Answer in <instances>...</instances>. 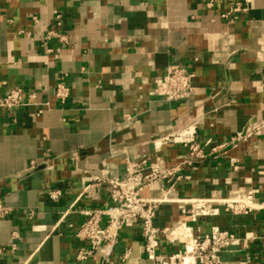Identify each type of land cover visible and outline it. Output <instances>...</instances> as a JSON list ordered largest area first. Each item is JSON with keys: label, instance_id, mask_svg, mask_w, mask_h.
Listing matches in <instances>:
<instances>
[{"label": "crops", "instance_id": "1", "mask_svg": "<svg viewBox=\"0 0 264 264\" xmlns=\"http://www.w3.org/2000/svg\"><path fill=\"white\" fill-rule=\"evenodd\" d=\"M225 9L205 0H0V97L24 90V105L0 107V200L14 209L0 218V264H104L102 250L77 258L81 211L112 204L108 181L127 161L176 166L189 133L221 143L255 127L225 154L206 147L208 158L182 167L173 186L159 180L141 196L164 199L159 252L184 251L189 236L219 228L235 236L219 253L224 264H264V209L233 213L216 202V214L192 216V200L264 203V0H248L233 23ZM50 30L57 35L44 43ZM177 62L188 63L194 88L169 103L153 91ZM58 83L71 89L64 103ZM48 189L61 191L58 201ZM127 251L119 264H152L139 224L120 231L114 259Z\"/></svg>", "mask_w": 264, "mask_h": 264}, {"label": "built area", "instance_id": "2", "mask_svg": "<svg viewBox=\"0 0 264 264\" xmlns=\"http://www.w3.org/2000/svg\"><path fill=\"white\" fill-rule=\"evenodd\" d=\"M218 3L226 5V9L221 13V18L228 22H235L238 17L248 10V0H205L208 8H214ZM61 16H57V26L61 25ZM57 32L50 30L44 37V43ZM52 52V49H47ZM194 74L186 62H177L168 65L165 74L155 82L153 93L169 103H177L188 99L193 93ZM71 89L65 83H58L56 96L62 103L70 97ZM24 105V90L22 88L10 89L7 94L0 97L1 108H13ZM233 135L230 139L221 143L208 139L201 143L195 133H189L190 143L188 152L182 161L176 166H161L159 162H150L149 159L141 161H127L125 174L121 179L108 181V191L112 199V204L103 208H93L82 210L84 220L77 231V238L84 243L79 249L78 260H87L94 253L102 250L104 264H119L125 262L129 257V251L118 259H114V247L118 243L120 231L130 225L139 224L141 234L144 239V251L147 259L152 264H187L185 258L190 254L189 264H224L219 253L228 249L235 241V236L229 231L215 228L210 235L203 237L189 236V240L184 251L170 255L159 252V234L161 230L155 225L160 203V199H149L141 196L144 187L159 180H167L173 186L181 175L178 174L182 167H194L205 161L209 154L206 147H210V154H225L229 148L251 135L253 130ZM171 140V135L164 138ZM48 197L53 201H58L61 191L48 189ZM221 204L226 210L233 213H249L255 210L264 209V203L257 205L250 196L233 197L222 201L214 200H192V216L214 215L218 209L213 206ZM14 211L13 207L6 205L0 200V218L8 217ZM25 212L32 218L34 210L28 209ZM13 238H18L17 233H13ZM12 248H15L13 243ZM4 247H0V260Z\"/></svg>", "mask_w": 264, "mask_h": 264}, {"label": "bare ground", "instance_id": "3", "mask_svg": "<svg viewBox=\"0 0 264 264\" xmlns=\"http://www.w3.org/2000/svg\"><path fill=\"white\" fill-rule=\"evenodd\" d=\"M181 231V235L182 236H184V235H186V231H184L183 229L182 230H180ZM190 255V254H189ZM191 261V255L190 256H187L186 258H185V262L187 263V264H189V262Z\"/></svg>", "mask_w": 264, "mask_h": 264}, {"label": "rangeland", "instance_id": "4", "mask_svg": "<svg viewBox=\"0 0 264 264\" xmlns=\"http://www.w3.org/2000/svg\"><path fill=\"white\" fill-rule=\"evenodd\" d=\"M181 232V231H180ZM188 256H190V255H188Z\"/></svg>", "mask_w": 264, "mask_h": 264}]
</instances>
